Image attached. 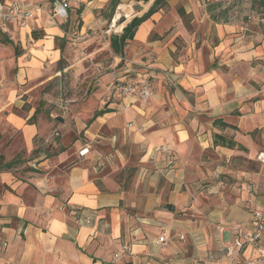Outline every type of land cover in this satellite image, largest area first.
<instances>
[{"label":"crops","instance_id":"obj_1","mask_svg":"<svg viewBox=\"0 0 264 264\" xmlns=\"http://www.w3.org/2000/svg\"><path fill=\"white\" fill-rule=\"evenodd\" d=\"M0 1L44 8L26 27L0 32V264L224 261L235 230L249 228L264 205L262 14L224 21L209 0H167L98 85L81 86L83 50L99 38L84 35L108 25L124 0H69L66 18L55 20L49 0ZM133 2L119 29L154 0ZM171 28L184 42L177 52L172 38H159ZM141 76L153 91L143 109L112 97V83ZM216 119L234 129L213 126ZM214 134L243 149L214 146ZM24 158L53 159L55 173H21Z\"/></svg>","mask_w":264,"mask_h":264},{"label":"built area","instance_id":"obj_2","mask_svg":"<svg viewBox=\"0 0 264 264\" xmlns=\"http://www.w3.org/2000/svg\"><path fill=\"white\" fill-rule=\"evenodd\" d=\"M47 9V14L51 19H65L69 8V0H52ZM41 5L32 3H5L0 1V32L6 33L10 25L18 28H24L29 21L33 19L38 11H43ZM113 20V19H112ZM118 20V19H117ZM116 20V21H117ZM116 22L108 25V31L115 26ZM121 25V24H120ZM120 28V26H119ZM114 32L116 35L120 33ZM113 34V35H115ZM79 38H74L78 40ZM153 91L149 80L146 77H128L123 80H117L111 85V95L117 100L125 98L131 99L139 108L143 109L149 103ZM157 153L169 154L170 150L166 146H157L154 148ZM87 153V148L79 151V156ZM264 161V160H263ZM73 217L74 214H73ZM75 219V218H74ZM264 205L251 213L250 226L247 229H237L233 234L229 245L223 247L225 259L218 264H264ZM166 242L165 235L161 234L157 243ZM245 250H250L253 255L244 260H235V257Z\"/></svg>","mask_w":264,"mask_h":264},{"label":"rangeland","instance_id":"obj_3","mask_svg":"<svg viewBox=\"0 0 264 264\" xmlns=\"http://www.w3.org/2000/svg\"><path fill=\"white\" fill-rule=\"evenodd\" d=\"M209 3L206 4V6H213L216 7L215 4L222 2L221 6L218 8L214 9L215 11V17L219 18L220 20H227V19H234L238 18L242 21H252V17L258 18L257 14L262 12V9L258 7L257 5V0H209ZM50 4V2L48 3ZM120 4H123L127 7V13H120V17L116 21L115 26L111 29V31H108V25L111 24V21L113 17L108 21V25H106L102 30H97L95 32L90 31L89 33L86 32L84 37L87 39L88 37H92L93 35H98V39L95 40L94 42L96 43L93 47H86L83 51H87V54L84 56V61H83V68L86 70L84 78H82V83L81 86H86L87 82L90 81V86L98 85L99 79L103 77L107 71L110 69L109 65L111 61L113 60V56H115L109 47V38L111 35L115 34L114 32L119 31V26L121 24V20H125L127 18H130L128 15V11L132 12L135 11L136 8H138L137 5H134L133 0H124L120 2ZM50 6V5H49ZM48 6V9H49ZM181 8V5H177V11ZM165 10V9H164ZM118 11V10H116ZM68 13V12H67ZM181 22L183 25L186 27L188 30V33L192 35L193 30L190 27L189 20L187 18H181ZM173 28H171L169 31H165L161 33V36L159 37L158 34H153L150 35L149 40H153L155 38H160V39H166L168 37L172 38L173 44L175 47V52L180 51L182 47L184 46V42L180 36L175 37L174 34L172 33ZM92 33V34H90ZM88 35V36H86ZM76 34L75 32H69L68 34V40L72 44V46H75L77 42L74 41ZM192 37V36H191ZM4 38L3 36L0 35V43H4ZM98 41V42H97ZM88 72V74H87ZM89 75L88 77H86ZM71 79L64 78L62 79V86L68 87L71 83ZM81 81V80H80ZM94 82V83H93ZM60 119V118H59ZM44 150H47L46 147ZM4 159H2L3 161ZM20 161V166L21 173L24 172H34L38 175H43L42 177H47V175L55 173L51 168L53 167L54 164L52 162L54 161L53 159L50 158H42V159H34V158H24L18 160ZM42 162H46V164L43 166L39 165ZM15 168V167H13ZM12 168V169H13ZM12 169L10 171H12ZM8 189L6 186H2V190L5 191Z\"/></svg>","mask_w":264,"mask_h":264},{"label":"trees","instance_id":"obj_4","mask_svg":"<svg viewBox=\"0 0 264 264\" xmlns=\"http://www.w3.org/2000/svg\"><path fill=\"white\" fill-rule=\"evenodd\" d=\"M52 0H49L51 2ZM136 2H143L146 3L148 0H134ZM222 2H219L215 4V6H221ZM257 5L259 8L262 9V12H260L264 18V0H257ZM168 6L167 0H154V2L149 7L148 11L143 14L141 17H134L130 22L122 29L121 34L119 35H111L109 39V47L111 49V52L114 55H122L123 48L127 45L129 41H131L134 37V34L139 27L141 23L149 19L153 14L157 13L160 10L166 9ZM178 14L180 18H189V16L185 15L184 11L179 10ZM34 38H36V35L32 34ZM15 54H16V47H15ZM109 112L108 110H100L95 111L93 114V118H96L99 115H102L104 113ZM213 126L220 127L222 129L225 128H233L232 126L224 123L221 119H216L213 121ZM234 129V128H233ZM213 145L214 146H223L228 148H234L237 147L238 149H243L241 146L237 145L231 138H228L227 136L221 135V134H214L213 135ZM262 245L264 246V240L262 242Z\"/></svg>","mask_w":264,"mask_h":264},{"label":"bare ground","instance_id":"obj_5","mask_svg":"<svg viewBox=\"0 0 264 264\" xmlns=\"http://www.w3.org/2000/svg\"><path fill=\"white\" fill-rule=\"evenodd\" d=\"M123 12V13H127L126 12V7L124 5H120L119 6V10L118 12L116 13L114 19L112 20V23L114 24L116 22V20L120 17V13Z\"/></svg>","mask_w":264,"mask_h":264}]
</instances>
